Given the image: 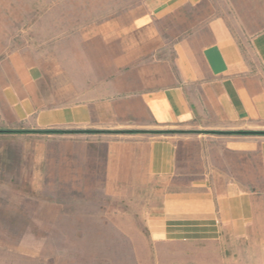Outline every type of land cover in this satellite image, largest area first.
Listing matches in <instances>:
<instances>
[{
  "label": "crops",
  "instance_id": "crops-1",
  "mask_svg": "<svg viewBox=\"0 0 264 264\" xmlns=\"http://www.w3.org/2000/svg\"><path fill=\"white\" fill-rule=\"evenodd\" d=\"M145 6L106 38L120 53L114 74L77 104L44 107L40 93L7 89L13 129L30 132L24 148L39 168L44 155L51 185L168 182L149 221L162 238H247L264 182V0Z\"/></svg>",
  "mask_w": 264,
  "mask_h": 264
},
{
  "label": "rangeland",
  "instance_id": "rangeland-1",
  "mask_svg": "<svg viewBox=\"0 0 264 264\" xmlns=\"http://www.w3.org/2000/svg\"><path fill=\"white\" fill-rule=\"evenodd\" d=\"M146 1L0 0V264H264V182L249 237L170 241L149 223L168 182L117 185L103 177L85 186L71 176L51 185L44 155L39 168L24 148L30 132L13 129L7 89L40 93L44 107L77 104L114 74L120 53L106 38L125 31Z\"/></svg>",
  "mask_w": 264,
  "mask_h": 264
},
{
  "label": "trees",
  "instance_id": "trees-1",
  "mask_svg": "<svg viewBox=\"0 0 264 264\" xmlns=\"http://www.w3.org/2000/svg\"><path fill=\"white\" fill-rule=\"evenodd\" d=\"M239 134H243V135H249V134H254V133H239ZM261 135H264V133H260Z\"/></svg>",
  "mask_w": 264,
  "mask_h": 264
}]
</instances>
